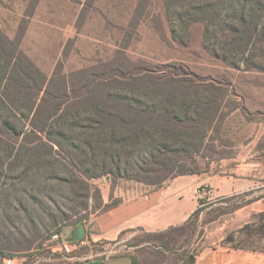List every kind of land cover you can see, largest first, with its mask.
<instances>
[{"label":"rangeland","instance_id":"rangeland-1","mask_svg":"<svg viewBox=\"0 0 264 264\" xmlns=\"http://www.w3.org/2000/svg\"><path fill=\"white\" fill-rule=\"evenodd\" d=\"M238 1L0 0L7 51L17 48L21 62L39 72V88L45 79L51 104L85 105L92 114L115 108L130 128L155 129L161 151L147 150L154 172L143 173L133 147L126 178L88 179L84 194L80 173L93 168L81 153L64 142L51 150L28 124L13 151V140L0 134V264H71L73 252L52 250L54 234L116 205L125 185L152 190L182 170L231 178L232 190L206 195L209 188H198L199 208L186 225L137 235L134 242L153 245L140 252L145 264H186L205 248L264 249V240L241 232L254 222L250 207H264V0H248L263 5L245 31L231 6ZM15 151L18 159L9 156Z\"/></svg>","mask_w":264,"mask_h":264},{"label":"trees","instance_id":"trees-1","mask_svg":"<svg viewBox=\"0 0 264 264\" xmlns=\"http://www.w3.org/2000/svg\"><path fill=\"white\" fill-rule=\"evenodd\" d=\"M262 5L258 1L249 6L248 0H240L231 5L240 11L239 25L243 28L242 31L247 30V18L252 20L255 12ZM235 24H238V22L236 21ZM230 25H228V28L235 30ZM9 45H12L11 42L0 34V60L4 59V63H0V86L2 85V90L0 87V134L9 136L7 137L9 141L13 140L12 151L18 146L17 140L19 136L22 134L23 136L26 135L24 133L26 124L34 131L45 135L39 140L43 141V143L48 142L51 150L54 146H60V143H67L68 146L75 150L74 154L78 155L81 153L83 163H87L93 168L80 173L81 177L84 176L86 178V181L80 182L84 194L89 192L88 179H99L108 174L126 178V172H128L130 167V162L126 159L127 152L135 146L136 148L139 146L140 153L143 155L138 159L136 168L143 173L154 172L153 168H146L150 164L147 163L144 156H150L154 150L161 152L155 145V138L158 133L155 129L150 128L144 132L141 128L137 130L130 128L129 125L132 123L117 118L115 112L118 111L115 108L112 109L114 110L112 113L109 111L102 112V110L97 108L96 112L92 114L87 109L88 106L85 105L82 107L83 109H80L68 101L51 104L50 93L47 89L43 90L41 88L45 83V79L42 77V80L39 81V88L36 81L38 79L34 77L39 76V72L35 69L31 71L30 68L33 67H29V63H26L28 64L26 66L21 62L17 48L7 51L6 46ZM9 52L12 53L9 55ZM42 91L43 96L38 97ZM112 100H115V98H112ZM119 100L124 101L125 98ZM18 107L24 109V111H18ZM111 115L112 118L110 117ZM75 132L78 133V136ZM73 141H79L82 148L81 151L79 150L80 152L76 151L77 146H75L76 143L74 144ZM0 142L6 141L0 138ZM158 146L163 148L161 144ZM149 148L152 149V152H147ZM16 151L11 152L9 156L14 159L17 157L18 159V156H15ZM12 153H15V155ZM36 157L37 162L40 161L39 157ZM45 158L48 162L53 160L55 163L56 155L46 153ZM162 164L158 163L156 166L160 168ZM197 173L195 171L182 170L177 175L172 176L171 179L177 176ZM81 177L78 180H81ZM164 183L160 182L158 184L161 186ZM111 207H104L103 210ZM253 219L254 222L245 224L241 232L244 233L246 240L253 236L257 240H264V213L255 215ZM132 264H135V262ZM186 264H189V261Z\"/></svg>","mask_w":264,"mask_h":264},{"label":"crops","instance_id":"crops-1","mask_svg":"<svg viewBox=\"0 0 264 264\" xmlns=\"http://www.w3.org/2000/svg\"><path fill=\"white\" fill-rule=\"evenodd\" d=\"M108 181L104 179L100 185L105 204L109 195L103 192L109 188ZM127 185L115 195L119 199L116 205L89 216L82 240H69L77 228L69 226L60 232V241L52 250L73 252L69 254L71 264H145L140 252L153 245L148 241L134 242L137 235H157L186 225L199 208L198 188H209L206 195L232 190L231 178H217L206 172L177 176L144 192L137 184ZM250 208L254 215L264 213V207ZM94 247L99 250L94 251ZM108 248L113 252L106 254ZM82 250L90 256L84 257ZM191 264H264V249L205 248Z\"/></svg>","mask_w":264,"mask_h":264},{"label":"water","instance_id":"water-1","mask_svg":"<svg viewBox=\"0 0 264 264\" xmlns=\"http://www.w3.org/2000/svg\"><path fill=\"white\" fill-rule=\"evenodd\" d=\"M85 233L86 231H85L84 225H79L70 235L69 240L70 241H80L84 238ZM193 260L194 258H190L189 264H191Z\"/></svg>","mask_w":264,"mask_h":264},{"label":"built area","instance_id":"built-area-1","mask_svg":"<svg viewBox=\"0 0 264 264\" xmlns=\"http://www.w3.org/2000/svg\"><path fill=\"white\" fill-rule=\"evenodd\" d=\"M60 240V236L59 234H54L52 237H51V241H59Z\"/></svg>","mask_w":264,"mask_h":264}]
</instances>
